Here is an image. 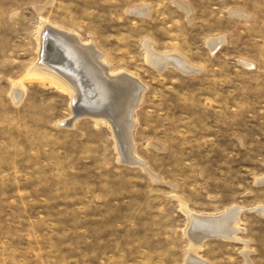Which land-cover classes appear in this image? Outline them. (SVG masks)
I'll return each mask as SVG.
<instances>
[{
  "label": "rangeland",
  "instance_id": "374dc122",
  "mask_svg": "<svg viewBox=\"0 0 264 264\" xmlns=\"http://www.w3.org/2000/svg\"><path fill=\"white\" fill-rule=\"evenodd\" d=\"M41 20L140 82L131 143L145 169L121 151L116 106L89 116L29 74L52 55ZM144 40L192 70L151 65ZM262 178L264 0H0V264H264ZM180 202L242 207L239 239H194Z\"/></svg>",
  "mask_w": 264,
  "mask_h": 264
},
{
  "label": "bare ground",
  "instance_id": "6f19581e",
  "mask_svg": "<svg viewBox=\"0 0 264 264\" xmlns=\"http://www.w3.org/2000/svg\"><path fill=\"white\" fill-rule=\"evenodd\" d=\"M132 12L146 13V8H134ZM37 41L42 43L48 41L51 50L49 53L52 55L50 57L48 53L50 58L45 57V48H43L40 61L29 71V74L40 75V80H47L50 85L67 92L71 100L80 101L84 106H88L82 112L89 116L106 118L105 114L112 109L111 105L116 106L118 110L116 121L121 125V134L118 135L121 151L129 161L139 164L145 169L144 163L135 155L131 143L132 110L140 99V82L125 71L109 70L103 53L96 48L93 41H82L76 32L64 30L59 26L47 23L46 20L39 22ZM220 41L221 39H213L209 45L213 49ZM143 47L146 52L145 60L151 65L160 66L163 63H172L182 70H192V67L176 54L152 52L151 43L148 40L143 41ZM84 88L88 92L84 93ZM262 179L264 180V178ZM180 207L190 219L192 224L190 226L193 228L191 233L194 239L201 240L207 236L239 239L237 233L242 229L239 224V211L242 207L232 205L223 213L214 214L215 216L190 212L182 202H180ZM254 208L263 211L262 207ZM206 221H209L208 224H210L208 228L205 227ZM243 241L245 242V240ZM243 251L247 254L249 250L244 248ZM190 259L199 264H207L202 259H195L194 256H191Z\"/></svg>",
  "mask_w": 264,
  "mask_h": 264
}]
</instances>
